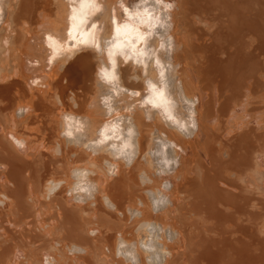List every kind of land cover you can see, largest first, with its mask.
Masks as SVG:
<instances>
[{
  "label": "bare ground",
  "instance_id": "obj_1",
  "mask_svg": "<svg viewBox=\"0 0 264 264\" xmlns=\"http://www.w3.org/2000/svg\"><path fill=\"white\" fill-rule=\"evenodd\" d=\"M0 264H264V0H0Z\"/></svg>",
  "mask_w": 264,
  "mask_h": 264
}]
</instances>
